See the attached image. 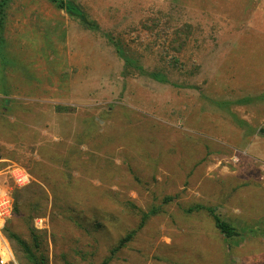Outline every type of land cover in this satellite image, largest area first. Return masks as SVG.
Segmentation results:
<instances>
[{
	"label": "rangeland",
	"instance_id": "rangeland-1",
	"mask_svg": "<svg viewBox=\"0 0 264 264\" xmlns=\"http://www.w3.org/2000/svg\"><path fill=\"white\" fill-rule=\"evenodd\" d=\"M74 1L98 29L49 0L0 16V264H28L6 230L32 243L31 227L48 264H264V0Z\"/></svg>",
	"mask_w": 264,
	"mask_h": 264
},
{
	"label": "trees",
	"instance_id": "trees-1",
	"mask_svg": "<svg viewBox=\"0 0 264 264\" xmlns=\"http://www.w3.org/2000/svg\"><path fill=\"white\" fill-rule=\"evenodd\" d=\"M9 1L10 0H0V16H1V18H2V16L5 15L4 10H5L6 6L8 5ZM49 2L52 3L56 8L63 9L69 16L77 18V20L85 28H88L91 30H96L99 28L98 24L94 20H92L88 17L87 13L84 12V10L81 8V6L76 1H74V0H49ZM2 21L3 20L0 19V29L3 28V22ZM110 41L112 43H114V45L116 46V51L119 53V55L124 58L125 65L126 66L130 65L133 62L131 60L132 58L129 57L125 53L124 49L121 46V42L118 40H113L112 38H110ZM150 76L156 80H159L162 82L165 81V76L163 73L151 72ZM3 92L5 94H8L7 90H4ZM2 101H3L1 103L2 108L3 109L6 108L7 110H9L10 105H7V103H6L7 99L2 98ZM52 106L56 110L66 109L65 106H62L59 104H53ZM2 113H4V110H2V112H0V122H3L2 117H1ZM3 123H4L5 127L9 126V124H6L5 122H3ZM94 124H96V123H94ZM89 128L90 127H87V129H85V130L81 129L80 134L77 135V137H79L83 141H85V139H86V141H87L86 143H88V139H89V136H88L90 133ZM75 149H77V148L75 147ZM78 151H76V152L78 153ZM73 153H74V150H71V152L67 156L66 160L69 161V159L72 157ZM37 167H39L41 169H43V167H44V169L47 173H51V171H55V170L51 169L50 167L45 166V164L43 162L42 163L36 162V168ZM55 172H57V171H55ZM58 173L59 172H57L56 174H58ZM35 175H36V179H38V180L43 179L41 174H38L36 172ZM38 184H34V192L37 190ZM39 188H40V186H39ZM18 196H19V194H18V192H16L14 194L13 212L15 215L20 216L21 218H25L27 220V223H30L31 218L34 215H30V214L22 215L21 214L22 202L19 201ZM39 197L40 196H38V194H36L33 197L32 205L35 207V211H37L39 208H41L42 203H41ZM169 200H171L170 196L164 197L165 202H167ZM201 210L206 211V213L211 216V218L213 220L214 229H216L222 236H224L225 240L234 239L236 236H238L240 234V231H238V228L233 223H231L230 221L222 218L218 213H215V208L212 206H204L201 203H195L194 205L185 208L184 212H186L187 215H191L192 213L200 212ZM157 211L158 210L156 208H151L148 212H144L138 227H142L144 225L145 219L148 217L149 214L154 215L157 213ZM35 213H37V212H35ZM6 231H7L8 238L15 241L16 244L21 247V250L24 253V259L28 264H48L47 256L44 253L42 245L36 236V230H33L32 227L30 228V232L32 234V243H28L27 241H25L24 238H22L20 235L16 234L15 232H11L8 230H6ZM135 231L136 230L129 231L125 237L120 239L119 242L111 248L112 253H114L117 249H119L120 246L125 243V241L130 239V237H132L134 235ZM109 259H110V257H107L105 260H103V262L101 264H107L110 261Z\"/></svg>",
	"mask_w": 264,
	"mask_h": 264
},
{
	"label": "built area",
	"instance_id": "built-area-1",
	"mask_svg": "<svg viewBox=\"0 0 264 264\" xmlns=\"http://www.w3.org/2000/svg\"><path fill=\"white\" fill-rule=\"evenodd\" d=\"M18 181V184H25L28 181V177L26 175H18L16 176V174H13V180ZM11 209V201L8 197V195L5 193V191H3L2 189H0V217H7L9 215ZM0 263H4V260H0Z\"/></svg>",
	"mask_w": 264,
	"mask_h": 264
},
{
	"label": "crops",
	"instance_id": "crops-1",
	"mask_svg": "<svg viewBox=\"0 0 264 264\" xmlns=\"http://www.w3.org/2000/svg\"><path fill=\"white\" fill-rule=\"evenodd\" d=\"M261 127H262V126H261ZM263 129H264V128H263ZM258 130H259V128L256 129V131H255L256 133H254V135H252V137H253L254 139H256V140H260V141L263 142V144L256 145V146H262V147H264V139H263V138H260V137H264V133H257ZM259 136H260V137H259ZM250 146H255V144H250ZM256 146L254 147V150H253V151H256V150H257Z\"/></svg>",
	"mask_w": 264,
	"mask_h": 264
},
{
	"label": "bare ground",
	"instance_id": "bare-ground-1",
	"mask_svg": "<svg viewBox=\"0 0 264 264\" xmlns=\"http://www.w3.org/2000/svg\"><path fill=\"white\" fill-rule=\"evenodd\" d=\"M6 245V244H5ZM0 250H1V252H3L4 253V251H5V247L1 244V242H0Z\"/></svg>",
	"mask_w": 264,
	"mask_h": 264
}]
</instances>
